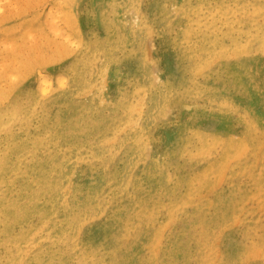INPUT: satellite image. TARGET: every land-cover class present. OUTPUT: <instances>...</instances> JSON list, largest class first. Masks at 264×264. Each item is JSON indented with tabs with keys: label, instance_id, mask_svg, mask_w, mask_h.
<instances>
[{
	"label": "rangeland",
	"instance_id": "374dc122",
	"mask_svg": "<svg viewBox=\"0 0 264 264\" xmlns=\"http://www.w3.org/2000/svg\"><path fill=\"white\" fill-rule=\"evenodd\" d=\"M0 264H264V0H0Z\"/></svg>",
	"mask_w": 264,
	"mask_h": 264
}]
</instances>
